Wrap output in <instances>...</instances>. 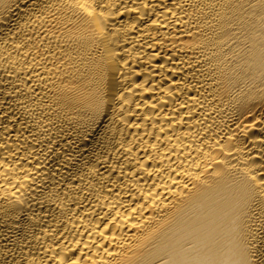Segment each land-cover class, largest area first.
I'll use <instances>...</instances> for the list:
<instances>
[{"label": "bare ground", "instance_id": "1", "mask_svg": "<svg viewBox=\"0 0 264 264\" xmlns=\"http://www.w3.org/2000/svg\"><path fill=\"white\" fill-rule=\"evenodd\" d=\"M0 264H264V0H0Z\"/></svg>", "mask_w": 264, "mask_h": 264}]
</instances>
